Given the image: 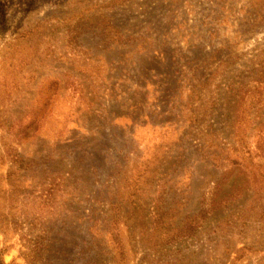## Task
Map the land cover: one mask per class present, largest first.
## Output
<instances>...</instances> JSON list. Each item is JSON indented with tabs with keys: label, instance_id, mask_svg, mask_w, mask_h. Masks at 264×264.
I'll return each instance as SVG.
<instances>
[{
	"label": "rangeland",
	"instance_id": "374dc122",
	"mask_svg": "<svg viewBox=\"0 0 264 264\" xmlns=\"http://www.w3.org/2000/svg\"><path fill=\"white\" fill-rule=\"evenodd\" d=\"M35 242L264 264V0H0L4 261Z\"/></svg>",
	"mask_w": 264,
	"mask_h": 264
},
{
	"label": "trees",
	"instance_id": "16d2710c",
	"mask_svg": "<svg viewBox=\"0 0 264 264\" xmlns=\"http://www.w3.org/2000/svg\"><path fill=\"white\" fill-rule=\"evenodd\" d=\"M39 22L34 24L32 27H28L26 30V33L24 35H20L22 37L26 36V39H31V37H33L34 31L39 29ZM17 38V36H16ZM19 38V35H18ZM8 45L10 43H7ZM129 195V194H128ZM119 219V214H111L110 215V223L113 228V226H115V223L117 222V220ZM115 241V238H114ZM116 242V241H115ZM115 247V246H114ZM8 248V246L6 244H3L0 247V264H7L4 259H3V253L4 251H6ZM116 251L113 254V259L114 261L116 260L118 262V264L123 263V258H122V249L118 248L117 251V246L115 247ZM120 249V250H119ZM43 250L42 246L40 245L39 242H35L32 246H28V250L27 251H22V255L24 256V258L26 259L28 264H36L39 260V256L41 251Z\"/></svg>",
	"mask_w": 264,
	"mask_h": 264
}]
</instances>
